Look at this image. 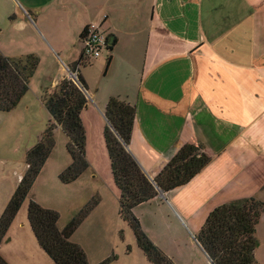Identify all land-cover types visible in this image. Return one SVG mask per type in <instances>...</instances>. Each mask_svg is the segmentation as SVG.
I'll list each match as a JSON object with an SVG mask.
<instances>
[{
  "label": "crops",
  "instance_id": "crops-1",
  "mask_svg": "<svg viewBox=\"0 0 264 264\" xmlns=\"http://www.w3.org/2000/svg\"><path fill=\"white\" fill-rule=\"evenodd\" d=\"M25 2L6 34L13 51L4 37L0 51L39 58L30 90L40 99L83 56L78 43L85 29L99 25L114 41L112 50L103 51L99 89L87 91L86 110L99 114L103 139L106 106L119 98L135 108L129 151L149 179L186 144L210 159L190 183L159 194L134 215L174 264H212L197 241L210 213L233 202L264 203V0ZM58 24L70 34L57 32ZM86 67L75 72L90 90ZM95 179L100 207L114 206L111 198L120 197L114 178L100 166Z\"/></svg>",
  "mask_w": 264,
  "mask_h": 264
},
{
  "label": "trees",
  "instance_id": "trees-1",
  "mask_svg": "<svg viewBox=\"0 0 264 264\" xmlns=\"http://www.w3.org/2000/svg\"><path fill=\"white\" fill-rule=\"evenodd\" d=\"M110 50L112 47H109ZM91 64L82 56L71 71ZM38 66L39 58L34 54L12 58L0 51V112H12L20 105L30 91V81ZM78 78L87 91L83 77L78 74ZM41 100L51 120L39 142L27 153L26 173L0 217V245L55 147L54 131L58 127L69 139L67 150L72 160L60 175L61 183H75L90 168L85 149L86 131L81 117L89 103L86 94L72 81L64 79L53 92H45ZM105 118L108 125L104 130V140L113 178L120 191V218L128 224L138 248L150 263L174 264L147 236L134 210L158 197L159 190L168 193L190 183L210 159L199 146L186 144L153 184L127 149L132 139L135 108L119 98H111L106 106ZM97 205L98 201L93 200L60 230V215L57 212L30 201L28 219L32 232L52 264H89L86 252L72 241V237ZM263 214L264 203L255 199L225 204L210 213L197 235V241L212 264H259L255 256L259 246L256 228ZM109 262L107 259L99 264ZM0 264H9L1 254Z\"/></svg>",
  "mask_w": 264,
  "mask_h": 264
},
{
  "label": "rangeland",
  "instance_id": "rangeland-1",
  "mask_svg": "<svg viewBox=\"0 0 264 264\" xmlns=\"http://www.w3.org/2000/svg\"><path fill=\"white\" fill-rule=\"evenodd\" d=\"M22 3L26 5L25 0H0V40L4 37L3 42L8 44L10 52L13 51L9 44L10 34H6L20 17ZM37 3L38 0H29V4ZM62 29L63 33L70 34V31H64V25L58 24L57 32ZM78 48L80 52L83 51L82 43H78ZM105 54L102 59L93 61L91 66L82 70L90 81V90L87 91L91 95L99 89V77L103 73L99 61L105 62ZM50 120L51 116L33 89L15 110L0 112V217L26 173L27 153L39 142ZM82 121L86 131L89 170L73 184L61 183L60 175L72 160L67 150L69 139L62 129L57 128L54 131L55 147L0 245V254L9 264H52L32 232L28 219L30 201L57 212L60 215L58 228L63 230L93 200H97L98 205L72 238L86 252L89 264H99L107 259L110 261L108 264H152L138 248L128 224L120 218L119 199L116 201L112 197L114 206L107 203L105 208L100 207L99 179H95L99 167L113 175L104 139L99 134V114L86 110L82 114ZM114 185L117 188L116 183ZM258 240L260 245L256 258L259 264H264V218ZM186 248L190 250L191 247L187 244Z\"/></svg>",
  "mask_w": 264,
  "mask_h": 264
},
{
  "label": "built area",
  "instance_id": "built-area-1",
  "mask_svg": "<svg viewBox=\"0 0 264 264\" xmlns=\"http://www.w3.org/2000/svg\"><path fill=\"white\" fill-rule=\"evenodd\" d=\"M81 43L83 45V57L87 61L99 59L103 51L110 47L109 37H107L105 33L102 32L101 27L96 24H91L85 29L81 37ZM66 70V77L64 79H68L78 86V82H80L78 74L72 71L71 73L69 69Z\"/></svg>",
  "mask_w": 264,
  "mask_h": 264
},
{
  "label": "water",
  "instance_id": "water-1",
  "mask_svg": "<svg viewBox=\"0 0 264 264\" xmlns=\"http://www.w3.org/2000/svg\"><path fill=\"white\" fill-rule=\"evenodd\" d=\"M113 41H114V38L112 37V38H109V46H113ZM71 72V71H70ZM72 73V72H71ZM78 86H79V88L86 94V96L88 97V93H87V91H86V89L82 86V84L80 83V82H78ZM127 149L129 150V147H127ZM150 181L153 183V184H155L154 183V181L152 180V179H150ZM159 194L161 195V196H164V193L162 192V191H160L159 190Z\"/></svg>",
  "mask_w": 264,
  "mask_h": 264
}]
</instances>
